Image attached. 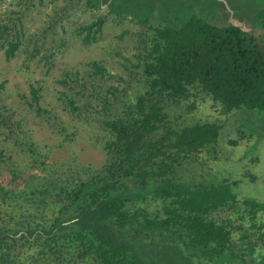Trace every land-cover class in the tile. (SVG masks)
I'll return each instance as SVG.
<instances>
[{"label": "trees", "instance_id": "obj_1", "mask_svg": "<svg viewBox=\"0 0 264 264\" xmlns=\"http://www.w3.org/2000/svg\"><path fill=\"white\" fill-rule=\"evenodd\" d=\"M62 1L63 13L104 10L144 28L141 86L119 82L100 94L91 78L107 72L97 61L87 64L88 79L67 73L60 80L66 85L74 77L78 98L63 95L81 129L100 132V165L52 160L22 131L16 144L25 165L0 151L9 169L0 176V264H264V203L238 195L239 178L195 176L191 169L194 157L219 145L220 125L186 124L176 113L196 111L208 99L227 112L264 113V0L248 7L238 0ZM205 6L220 17L201 14ZM104 23L99 15L76 32L88 44ZM24 35L0 25L6 60ZM39 90L30 86L29 106L72 140L81 129L69 138L51 122Z\"/></svg>", "mask_w": 264, "mask_h": 264}, {"label": "rangeland", "instance_id": "obj_2", "mask_svg": "<svg viewBox=\"0 0 264 264\" xmlns=\"http://www.w3.org/2000/svg\"><path fill=\"white\" fill-rule=\"evenodd\" d=\"M64 4L62 0H0V25L8 24L12 30L20 28L25 33L24 44L14 58L6 60L0 50V151L4 159L14 165L23 166L28 161L22 146L16 144L22 140L20 131L52 160L76 158L95 166L103 161L100 132L92 126L81 129L80 117L69 113L63 93L75 95L77 88L73 87V76L67 86L60 82L67 73L88 79L90 67L87 64L97 61L107 72L104 78H91L100 94L119 82L121 88L130 90L141 86L138 78L142 70L137 54L145 35L144 28L127 19L114 20L104 10L78 6L63 13ZM238 4L248 7L253 1L238 0ZM198 11L208 15L215 12L220 17L214 6L200 7ZM99 15H105L102 31L95 41L83 43L84 34H77L76 27L88 24ZM224 20L242 23L230 16ZM52 44L53 50H49ZM30 86L40 88L39 103L52 111L51 122L64 126L69 138L74 130L81 129V132L72 140L67 139L37 116L29 106ZM176 113L186 124L215 121L221 128L219 145L193 158L191 169L195 176L229 174L232 180L239 178L234 186L238 195L264 203V113L246 108L227 112L209 99L196 111L184 113L181 109ZM6 164L0 160V176L9 170ZM252 174L256 178H252Z\"/></svg>", "mask_w": 264, "mask_h": 264}]
</instances>
